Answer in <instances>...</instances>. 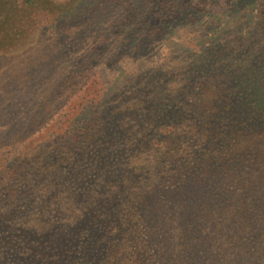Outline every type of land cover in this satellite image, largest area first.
I'll return each mask as SVG.
<instances>
[{
  "label": "trees",
  "instance_id": "1",
  "mask_svg": "<svg viewBox=\"0 0 264 264\" xmlns=\"http://www.w3.org/2000/svg\"><path fill=\"white\" fill-rule=\"evenodd\" d=\"M81 1L85 3L0 0V55L22 54L26 44L34 42L30 34L54 31ZM147 1L159 12L149 10L141 16L135 4L128 6L130 11L120 5L118 20H112L123 24L117 27L107 20L104 31L118 35L119 30L130 41L144 31L147 40L162 41L175 29L180 50L174 54L156 50L154 59H134L133 76L123 78L121 87L113 85L115 107L106 106L105 89L97 90L98 84L91 90L74 86L67 100L82 92L79 107L55 124L59 132L52 149L32 151L36 146L31 145L40 146L42 139L22 136L27 152L12 159L28 158L34 166L12 172L5 166L0 170V187L13 177L14 182L22 179L21 184L29 185L34 178L36 183L23 187L20 197L31 199L32 206L49 199L63 214L71 205L79 211L78 231L85 226L102 229L96 257L91 251L83 264H153L133 236L116 240L128 235L120 210L127 196L132 200L125 210L143 212L148 234L167 230L166 236L174 241L171 264H207L213 251L225 248L228 253L248 249L250 260L244 264H264V70L256 69L264 64V0ZM251 8L253 27L246 13ZM122 87L127 89L124 93ZM62 92L53 97L61 100ZM250 98L252 107L247 105ZM70 162L75 171L67 183H60L63 164ZM72 180L76 185H70ZM23 203H13L14 209L0 214L32 209ZM153 209L161 215L151 216ZM11 219L21 224L16 216ZM7 227V240L21 233L18 227ZM173 229L177 233L171 237ZM77 230L64 235L68 244L59 254L42 246L38 230L33 231L30 244L40 251L34 261L25 257L22 263L70 264L78 248ZM110 237L113 244L107 249ZM159 239L161 246L164 242Z\"/></svg>",
  "mask_w": 264,
  "mask_h": 264
},
{
  "label": "rangeland",
  "instance_id": "2",
  "mask_svg": "<svg viewBox=\"0 0 264 264\" xmlns=\"http://www.w3.org/2000/svg\"><path fill=\"white\" fill-rule=\"evenodd\" d=\"M53 1L60 5L65 4L67 0ZM147 2V0H85V3L82 4L81 1L68 18L59 23H62L61 26L56 25L54 31H51L50 28L49 30H42L37 36L30 34L31 39L34 38V42H28L22 54L15 52L12 55H0V170L5 166H9L10 172L13 168L16 170L20 166H34V162L28 158L24 161L21 160L23 158L12 159L14 154L24 156L27 152L25 150L28 145L27 142H23L22 136L31 138L34 135L32 140L38 138V142L42 139L39 143L40 146L31 145L36 146L33 147L32 151L42 147V151L52 149L54 144L52 139L55 140V135L59 132L55 124L61 120L66 112L69 111L73 115L79 107L77 103L83 94L82 92L75 99L67 100V94L77 84L81 85L84 90H91L93 84H98L97 90H100L101 87L105 89L103 101L106 106L115 107L112 105L113 96L117 91L115 89L121 85L120 82L123 78L129 79L133 76L132 71L135 64L132 67V62L134 59L143 56L154 59L156 58V50H163V52L170 54L180 50L179 47L182 45L175 42L176 39H180L175 29H170L162 41L157 38L147 40L144 31H141L136 37L131 36V41L125 34L120 35L119 30L115 31L118 35L104 31V24L107 20L117 24L115 25L117 27H119V23L123 24V22H114L118 20L116 16L121 12L120 5L130 11L128 6L135 4L141 16L149 13V10L151 13L153 11L159 12L157 9H151L152 5L150 6ZM193 2L194 0H190L189 3ZM250 7L247 6V8ZM246 13L247 21L253 27L252 8ZM164 15L168 16L167 14ZM236 15L239 17V10H236ZM224 19L229 22V17ZM236 21L238 18L232 23L234 26ZM231 38L229 37V39ZM245 50L246 48L242 47L241 53ZM125 69L127 75L123 77ZM256 69L264 70V64L257 66ZM114 84L115 86L118 84L116 88L113 87ZM120 90L124 93L127 89L122 87ZM56 91H63L58 94L61 100L53 97V93ZM253 100L254 98L248 99L247 105L250 104L252 107ZM102 112L103 109H100L98 116ZM40 126L41 129H39ZM29 143L31 142L29 141ZM63 165L64 167L61 169L63 173L58 175L62 180L59 179L58 181L67 183L69 174L75 171V164L70 162ZM103 176L105 178L106 174L101 175L102 178ZM14 181L15 177L5 187H0V197L2 196L0 198V211L3 214L16 207L15 205L11 206L13 203L21 204L25 201L23 205L32 206L33 204L31 199H27L25 196L20 197L23 194L19 191L23 187L29 188V184L27 182L21 184L22 179ZM35 183L33 178L30 185ZM71 183L70 185H76L73 180ZM75 199L78 200V197ZM131 200L132 198L127 196V199L120 203L121 219L127 228L126 230H128V235L127 237H116V240L120 241L123 238L133 236L138 241L135 243L136 245L138 244L141 248L144 246V252H147L153 264H171L173 262L171 259L174 254V241L169 240V237L166 236L167 230L164 228H160L155 233L149 231L148 234L147 222L143 218V212L136 209H133L132 212L125 210ZM65 210L67 211L64 214L63 211H57L47 199L41 204L36 202L31 210L15 211L9 215L0 214V264H23L22 261L25 257L34 261L38 251H40L35 245L30 244L31 241L34 242L35 238L31 233L36 230L39 232L37 239L41 240L42 246L47 245L48 250L61 253L63 244H68L64 235L67 233L71 236L80 223L79 211H74L71 205H68ZM152 212L151 216H159L158 210L153 209ZM13 216H16L21 224H15L11 219ZM8 225L18 227L21 231V233L16 234L13 240H7V236L4 235ZM82 230L81 232L77 230L78 248L75 250L74 259L70 264H83L91 251H95L92 257H96L95 245L99 241L101 236L99 231L102 229L85 226ZM174 230L176 229L169 233L171 237L174 236V232L177 233ZM203 230L204 228L199 232L200 237ZM205 231L203 236L208 234L210 229ZM161 237L164 244L160 246L158 242L161 241L159 239ZM108 241L107 249L112 247V237ZM155 243L158 245L157 248ZM247 250L235 249L228 253L230 250L225 248L223 251H213L206 262L207 264L219 262H221L219 264H244L243 262L250 260Z\"/></svg>",
  "mask_w": 264,
  "mask_h": 264
}]
</instances>
